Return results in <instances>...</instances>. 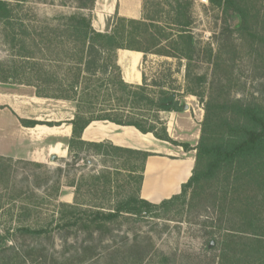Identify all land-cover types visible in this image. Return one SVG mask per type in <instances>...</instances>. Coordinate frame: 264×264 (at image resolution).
<instances>
[{
  "label": "rangeland",
  "instance_id": "1",
  "mask_svg": "<svg viewBox=\"0 0 264 264\" xmlns=\"http://www.w3.org/2000/svg\"><path fill=\"white\" fill-rule=\"evenodd\" d=\"M4 1L12 10L11 24L17 41L7 37L11 30H5L0 22V63L16 80L0 82V93L32 89L35 94V88L27 85L32 78L23 57L30 51L31 42L21 32L27 30L34 34L32 37L40 49L38 63L42 74L55 72L63 79L66 68L73 67L74 63L72 60L56 62L58 48L56 42H48L55 38L49 30L56 32L62 28L66 22L63 17L91 15V10H80L78 0ZM165 1L172 0H149L161 4ZM189 17L191 31L199 43L193 59L189 62L147 55L140 66L149 96L157 99L161 90L169 91L180 108L179 113L142 106L130 117L157 120L158 132L160 123L166 130L174 126L179 135H187L194 144L199 138V120L204 113L199 100L186 92L187 86L204 98L212 90L215 97L223 100L260 98L264 101V69L255 70L248 52L239 49L236 35L218 36L225 20L231 28L237 24L231 15L224 16L212 9L207 0H193ZM207 44H211L215 54L220 50L216 60H208ZM196 76L204 78L198 87L189 81ZM98 77L106 78L101 73ZM86 84L83 79L79 80L78 90ZM97 102L92 109L94 116L110 110L103 97ZM115 106L116 109L126 106L122 96ZM124 110L130 112V109ZM180 121L189 122L190 128L181 130ZM4 126L7 127V119ZM5 135L6 140L0 135V151L7 153L18 141L10 132ZM127 163L75 154L67 162L55 161L47 167L27 160L0 158V264H218L216 244L225 222L220 219L211 193L204 192L190 203H179L148 216L122 214L113 222L103 223L99 229L69 227L59 221L58 213L67 212L58 205L61 193L73 194L79 210L86 213L95 208L107 212L118 201L132 195L139 173H131L130 168L133 165L138 169L140 162ZM23 229H42L45 233L33 235ZM240 243L242 240L237 248L242 247Z\"/></svg>",
  "mask_w": 264,
  "mask_h": 264
},
{
  "label": "trees",
  "instance_id": "2",
  "mask_svg": "<svg viewBox=\"0 0 264 264\" xmlns=\"http://www.w3.org/2000/svg\"><path fill=\"white\" fill-rule=\"evenodd\" d=\"M78 2L80 10L90 11L95 0ZM192 3L193 0H172L165 1L164 4L142 0L141 19L124 18L115 14L108 19L107 30L103 33L92 28L91 15L80 13L63 17L66 22L56 32L49 30L55 38L48 41L50 44L56 42V62L72 60L74 63L73 67L66 68L63 79H59L55 72L42 74L38 63L40 49L32 37L34 34L27 30L21 32L31 42L30 51L23 56L32 78V82L27 85L35 88L37 97L75 103L76 113L70 122L72 133L68 143L69 152L91 151L103 159L121 164L140 162L138 169L133 165L130 168L131 173H139L134 193L118 201L112 209L104 212L95 208L93 212L86 213L81 212L75 202L73 205L59 203V207L65 208L67 212L58 213V219L69 227L94 226L99 229L103 223L113 222L122 214L148 216L154 211L167 210L179 203H190L204 192L209 195L211 193L220 219L225 222V228L216 244L219 249L218 264H264V101L260 98L223 100L215 97L212 90L204 98L201 93L187 86L186 92L199 100L204 113L198 142L194 148H190L187 143L171 140L166 127L161 123L158 132L155 126L157 120L152 122L146 118L130 117L142 106L168 112H179L180 108L169 91L161 90L157 99L151 98L143 75L142 85L125 83L116 64L117 51L142 53L144 59L147 55H155L190 62L199 51V43L191 31L189 9ZM207 3L222 15H231L237 20L233 28L225 20L218 36L236 35L239 49L248 52L255 70L264 69V0H207ZM11 13L9 4L0 0V22L5 30H11L7 37L15 42L17 34H13ZM160 13L164 15L163 18L158 16ZM68 45L70 48L66 47ZM206 49L208 60H216L220 50L217 49L215 54L211 44H207ZM4 66L0 63V82L16 80L14 75L3 69ZM99 73L106 78H99ZM81 79L87 84L79 91ZM189 81L198 87L204 78L196 76ZM64 82L68 84L65 85ZM102 92L105 95L102 96ZM119 96L124 98L126 104L123 109L115 108ZM100 97L109 104L110 110L94 116L92 109L99 103L97 101ZM0 109L3 107L0 106ZM124 109H130V112ZM19 121L26 128L43 125L37 121ZM93 121L131 126L140 133H150L158 140L180 146L186 152L194 150L191 176L181 186L180 193L159 204L140 199L138 192L143 164L149 155L117 148L108 143L82 142L83 130ZM23 231L33 235L45 233L42 229ZM241 240L242 247L237 248Z\"/></svg>",
  "mask_w": 264,
  "mask_h": 264
},
{
  "label": "crops",
  "instance_id": "3",
  "mask_svg": "<svg viewBox=\"0 0 264 264\" xmlns=\"http://www.w3.org/2000/svg\"><path fill=\"white\" fill-rule=\"evenodd\" d=\"M115 14L124 18L141 19L142 0H95L91 10L92 28L97 32H105L108 19ZM143 60L142 53L117 51L116 64L125 83L142 84L140 66ZM0 105L6 106L0 109V135L6 140L5 133L10 132L11 137L18 141L13 150L7 153L4 150L0 151V158L27 160L47 167L55 161L67 162L75 154L101 158L91 151L69 152L68 143L72 133L70 122L76 113L74 102L37 97L32 89L29 91L14 89L0 93ZM2 113L8 115L3 116ZM6 119L7 127L4 126ZM19 120L37 121L43 125L26 128ZM201 121L200 119L199 123ZM178 127L187 131L190 124L187 121H180ZM166 131L171 140L187 143L190 148H194L198 142L197 140L194 144L190 143L188 136L179 135L174 126L171 129L167 128ZM81 141L92 144L108 143L117 148L147 153L149 156L143 164L138 196L152 204H159L179 194L181 186L190 178L194 165V150L186 152L182 147L158 140L150 133L143 134L134 127L120 126L108 121L91 122L83 130ZM58 198L59 202L69 205L75 202L71 193H61Z\"/></svg>",
  "mask_w": 264,
  "mask_h": 264
},
{
  "label": "water",
  "instance_id": "4",
  "mask_svg": "<svg viewBox=\"0 0 264 264\" xmlns=\"http://www.w3.org/2000/svg\"><path fill=\"white\" fill-rule=\"evenodd\" d=\"M169 105V104H168Z\"/></svg>",
  "mask_w": 264,
  "mask_h": 264
}]
</instances>
